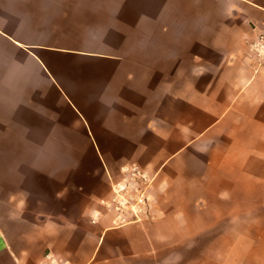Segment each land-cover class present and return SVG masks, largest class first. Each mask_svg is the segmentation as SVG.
Instances as JSON below:
<instances>
[{
    "label": "crops",
    "instance_id": "1",
    "mask_svg": "<svg viewBox=\"0 0 264 264\" xmlns=\"http://www.w3.org/2000/svg\"><path fill=\"white\" fill-rule=\"evenodd\" d=\"M262 29L258 0H0V264H264ZM126 163L144 222L102 204Z\"/></svg>",
    "mask_w": 264,
    "mask_h": 264
},
{
    "label": "built area",
    "instance_id": "2",
    "mask_svg": "<svg viewBox=\"0 0 264 264\" xmlns=\"http://www.w3.org/2000/svg\"><path fill=\"white\" fill-rule=\"evenodd\" d=\"M247 52L254 61V71L264 65V29L246 43ZM154 175L138 164L123 165L120 177L112 183L110 198L102 200L108 211L115 212L120 222H144L151 216V185ZM50 264H62L53 258Z\"/></svg>",
    "mask_w": 264,
    "mask_h": 264
},
{
    "label": "rangeland",
    "instance_id": "3",
    "mask_svg": "<svg viewBox=\"0 0 264 264\" xmlns=\"http://www.w3.org/2000/svg\"><path fill=\"white\" fill-rule=\"evenodd\" d=\"M259 2L264 4V0H258ZM206 123L200 122V123H194V130H193V143L188 146L189 149H192L193 155L192 160L190 161L191 165H207V151L208 148H217V146L222 145V141L220 140V143L218 142L217 137H213L207 140L202 141L201 138L197 137L198 134L201 132V130L204 128ZM8 133V132H6ZM17 139H13L10 137H1L0 138V147H7V148H16L20 147L17 144H15V141ZM220 144V145H219ZM66 155V160H67ZM216 161L214 159L213 163L216 164ZM136 163H126L124 165H132Z\"/></svg>",
    "mask_w": 264,
    "mask_h": 264
}]
</instances>
